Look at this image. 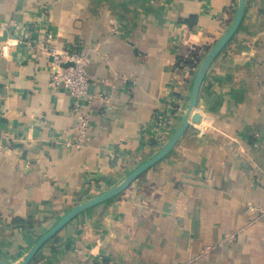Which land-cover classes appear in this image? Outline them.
<instances>
[{"label":"crops","instance_id":"0c3cea01","mask_svg":"<svg viewBox=\"0 0 264 264\" xmlns=\"http://www.w3.org/2000/svg\"><path fill=\"white\" fill-rule=\"evenodd\" d=\"M237 1L0 0V264H20L72 208L168 143ZM48 34L49 47L90 56L82 147L68 146L74 99L51 86L49 56L35 48ZM193 116L169 155L30 264H264V0H247Z\"/></svg>","mask_w":264,"mask_h":264},{"label":"water","instance_id":"95a60500","mask_svg":"<svg viewBox=\"0 0 264 264\" xmlns=\"http://www.w3.org/2000/svg\"><path fill=\"white\" fill-rule=\"evenodd\" d=\"M237 8L234 15V19L228 28V30L224 33V35L215 43V45L208 51L204 59L198 66L192 97L190 101V105L188 111L185 115L184 120L182 121L180 127L173 135V137L168 141V143L153 157L147 159L141 165H139L135 170H133L123 181L109 189L108 191L85 201L76 207L72 208L68 213H66L53 227L50 229L45 235H43L31 249L29 254L20 264H30L40 249L50 241L56 234H58L65 226H67L73 219H75L78 215L83 213L84 211L95 207L101 203L109 201L118 195L122 194L126 189H128L132 183L137 180L140 176H142L146 171L159 163L162 159H164L170 152L175 148L180 139L186 133L191 120L198 121V116H193L198 103V98L200 94V90L202 84L206 78V75L215 61V59L222 53L226 45L233 39L235 34L237 33L240 25L244 19L247 0H238Z\"/></svg>","mask_w":264,"mask_h":264},{"label":"built area","instance_id":"2783aa9c","mask_svg":"<svg viewBox=\"0 0 264 264\" xmlns=\"http://www.w3.org/2000/svg\"><path fill=\"white\" fill-rule=\"evenodd\" d=\"M55 39L53 34H48L46 39L35 43L37 50H43L49 56L50 84L52 87H64L74 99L77 123L73 141L68 146L82 147L90 138L91 121L86 112V107L94 99V81L90 76V56L83 51L80 44L69 45L64 49L49 47L48 44ZM135 82L131 81L127 87L130 96L133 93ZM97 96H101L98 93ZM80 264H90L86 261Z\"/></svg>","mask_w":264,"mask_h":264},{"label":"trees","instance_id":"16d2710c","mask_svg":"<svg viewBox=\"0 0 264 264\" xmlns=\"http://www.w3.org/2000/svg\"><path fill=\"white\" fill-rule=\"evenodd\" d=\"M208 51H209V49L206 50V52H208ZM196 57H197V56H196ZM190 62H191V61H190ZM188 63H189V61H188Z\"/></svg>","mask_w":264,"mask_h":264},{"label":"rangeland","instance_id":"374dc122","mask_svg":"<svg viewBox=\"0 0 264 264\" xmlns=\"http://www.w3.org/2000/svg\"><path fill=\"white\" fill-rule=\"evenodd\" d=\"M126 190H127V189H126ZM126 190H125V191H126Z\"/></svg>","mask_w":264,"mask_h":264}]
</instances>
